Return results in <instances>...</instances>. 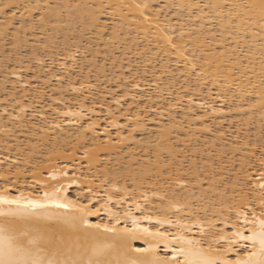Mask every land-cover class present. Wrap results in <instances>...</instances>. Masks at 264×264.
<instances>
[{
	"label": "bare ground",
	"instance_id": "bare-ground-1",
	"mask_svg": "<svg viewBox=\"0 0 264 264\" xmlns=\"http://www.w3.org/2000/svg\"><path fill=\"white\" fill-rule=\"evenodd\" d=\"M1 1L16 15L1 16L0 22V85L6 88L9 82L11 96L6 104L0 99V147L14 141L16 151L0 148V190L50 206L28 218L0 217V224L42 237L43 257L59 264H87L89 258L101 264H164L181 246V236L219 249L213 254L221 262L253 250L251 241L235 233L249 236L264 220L261 0H165L181 11L176 19L167 17L157 0ZM35 26L38 35L32 34ZM121 41L130 53L121 52L124 58L118 61L111 44ZM23 47L29 49L24 56ZM131 53L141 66L139 61L132 65ZM24 60L39 67L45 87L53 81L73 100L56 99L55 106L39 110L27 105L24 97L34 87L26 75L31 63ZM106 61L115 89L98 91L93 80L106 76ZM1 87L0 92L6 90ZM96 91L103 113L86 103ZM126 99L122 122L113 106ZM233 112L246 115V130L227 135L223 127L213 129ZM252 118L257 120L253 139L247 131ZM16 130L25 131L26 143ZM136 134L143 137L142 145ZM200 134L211 138L200 143ZM37 153L43 156L36 161ZM124 154L129 158L118 170L100 169L104 156L122 161ZM226 170H233V177ZM52 201L67 207L57 208ZM2 208L9 211L8 205ZM85 221L114 227L119 235L85 229ZM96 247L104 248L98 258L92 255Z\"/></svg>",
	"mask_w": 264,
	"mask_h": 264
},
{
	"label": "snow or ice",
	"instance_id": "snow-or-ice-1",
	"mask_svg": "<svg viewBox=\"0 0 264 264\" xmlns=\"http://www.w3.org/2000/svg\"><path fill=\"white\" fill-rule=\"evenodd\" d=\"M261 9V16L264 19V0H261L259 5ZM13 16L16 13H12ZM264 107V105H262ZM264 176V173H261ZM264 187V185H262ZM4 191L0 190V217H19L28 218L35 215L36 209H45L49 207V203H42L36 200H25L23 195L19 197H9L4 195ZM45 199H48V194L45 193ZM52 204L57 208H64L67 205L52 201ZM3 205L9 206V211L5 212ZM11 206H15L14 208ZM31 210V211H29ZM147 218V217H146ZM247 221V216H245ZM136 221L133 220L135 225ZM259 231H253L251 235L244 236L241 232L235 233L245 241H251L252 251H247L243 258H238L235 261L221 262L219 257L214 255L219 249H212L209 246L207 249L201 246L200 241L187 239L183 236L179 238L181 246L174 249L173 256L166 258L164 264H264V220L260 222ZM84 228H103L104 232L119 235L114 227L108 225H89L84 222ZM122 233L127 234L128 229L121 230ZM143 232L155 237H166V233L159 231L151 232L148 228L142 229ZM92 239H96L95 233H88ZM42 237L33 234L31 231L23 227L15 226L13 224H0V264H59L58 261L45 259L42 253L46 250ZM137 253L144 255L148 252L147 249H136ZM104 254L103 247H96L92 250L94 257H100ZM87 264H101L99 259L89 258ZM133 264H153L152 261H134Z\"/></svg>",
	"mask_w": 264,
	"mask_h": 264
},
{
	"label": "rangeland",
	"instance_id": "rangeland-1",
	"mask_svg": "<svg viewBox=\"0 0 264 264\" xmlns=\"http://www.w3.org/2000/svg\"><path fill=\"white\" fill-rule=\"evenodd\" d=\"M158 1V2H157ZM156 1V5L158 6V7H160L163 11H165V12H163V13H166V16L167 17H171V16H173V17H171V18H173V19H176L178 16H179V14L181 13V11H178L177 9H175V7H172V6H170V5H168L167 3H166V1L165 0H157ZM2 1L0 0V3H1ZM0 6L2 7V6H4V7H0V12H1V14H0V22L2 21L1 19V16L3 17V16H5V17H9L12 13L10 12L11 11V7H9V6H5V4H0ZM9 8V9H8ZM177 11L178 12H180V13H178V15H177ZM4 12V13H3ZM173 14V15H172ZM176 16V17H175ZM36 25H38L37 23H36ZM39 26V25H38ZM35 27H37V26H35ZM77 27H79V25L77 24ZM60 28V27H59ZM213 28H215V27H213ZM37 29V30H36ZM35 30H31L32 31V34H36L35 32H37V35H38V31H40L39 29H38V27L36 28ZM62 30V29H61ZM61 30H58V35H59V33H60V31ZM63 31V30H62ZM28 32V31H27ZM29 34L28 35H31V32H28ZM40 34V33H39ZM62 33H60V35H61ZM59 35V36H60ZM33 36V35H32ZM30 37V36H29ZM30 39H32V37L30 38ZM123 41V40H122ZM121 41V42H122ZM120 42V44L119 43H117L118 45H116V44H111V47L113 48H111L112 50H114L113 52H114V56L116 55V56H118V57H116V59L118 58H124L122 55V53L121 52H125L126 51V53L128 54V53H130V52H128V50L127 49H125V47H124V45L123 44H125V43H121ZM100 43V42H99ZM101 45L98 47V49L100 50V51H103L104 53H105V51L107 50V48H106V46L103 44V42H101L100 43ZM119 48V49H117V47ZM109 47H110V45H109ZM124 47V48H123ZM24 48V47H23ZM93 48H97L96 46L95 47H93ZM106 48V49H105ZM116 48V49H115ZM6 49V52L8 53L9 52V48H5ZM9 49V50H8ZM25 50H21L22 52H21V54L23 55L24 54V51L25 52H27V51H29V49H26V48H24ZM123 49V50H122ZM27 50V51H26ZM120 50V51H119ZM5 52V53H6ZM103 52H100L99 53V56H98V59H97V63H98V66L100 67L101 66V63H102V56L104 55V53ZM6 53V54H7ZM116 53V54H115ZM26 54V53H25ZM103 54V55H102ZM122 54V55H121ZM132 54V53H131ZM30 54L28 53V54H26L25 56H26V58L25 57H23L24 59H28V61H30L29 59H30V57L28 58L27 56H29ZM110 57H108V58H111V59H109V60H112V58H114V56H113V54L112 55H110V54H108ZM133 55V54H132ZM0 56L2 57V54H0ZM31 56V55H30ZM112 56V57H111ZM125 56V55H124ZM131 56V55H130ZM0 57V58H1ZM126 57V56H125ZM134 57V58H133ZM22 58V59H23ZM117 59V60H118ZM127 58H125V60H126ZM116 60V61H117ZM125 60H123L124 62H125ZM25 62L27 61V60H24ZM27 61V63H28V65H30V63H31V66L29 67L30 69L27 71V73H26V75H27V77L29 78V80L32 82V87H34V89H32V91H34L35 89H37V90H39V91H37L36 92V90L34 91L36 94L34 95V92H32V91H30V92H28V95L29 96H26V97H24V100H25V103L27 104V105H29L30 107H34V108H36L37 110H39V109H41L42 107H45V108H50V107H52V106H55V103H54V100H56V99H62V100H65V101H70V100H73V98H74V96L72 95V94H70V92L68 93L67 91H64V89L62 88V89H59L58 88V85H56V83H54L53 81H51V83L49 82V85L48 84H46V86L47 87H45V85H43V84H45L44 82V80H46V77L44 76V74L43 73H39L38 71V69H39V67H37L36 66V64H34L33 62V60H31V61H33V62H28ZM119 61V60H118ZM130 61H132V65H134V66H138V65H142V62L140 63V60L138 59V58H135V56L133 55V56H131V59H130ZM137 61H139V64L137 65ZM128 62V61H127ZM133 62H135V63H133ZM156 63V62H155ZM123 64H127L126 62L125 63H123ZM156 64H159L158 62L156 63ZM110 61H106V66H105V68H107V74H106V76H104L103 74H100V76H99V78H97V81H95V80H93V83H95L96 85H97V87L98 88H96L98 91H102V90H111L110 88H112V90L113 89H115V84L112 82V84H110V82L108 81V78L110 77V79L109 80H111L112 78V76H111V74L109 73L110 71L108 70L109 68H110ZM140 65V66H141ZM108 66V67H107ZM93 72H91L90 74L92 75L93 73V76H92V78L91 79H94V78H96V77H94V75H95V70H92ZM102 76V77H101ZM104 76V77H103ZM101 77V78H100ZM105 77H106V79H105ZM99 79V80H98ZM2 80H3V75H0V84L2 83ZM47 83V82H46ZM7 85H6V88H3V87H5V86H3V85H0V87L1 86H3V87H1L2 88V90H5V91H1L0 92V99H1V103L2 104H6V103H9L8 101L11 99V96L8 94V90H9V87H10V84H9V82L8 83H6ZM104 86H106V87H104ZM45 87V88H44ZM52 87V88H51ZM54 87V88H53ZM61 88V87H60ZM8 89V90H7ZM42 89H43V92H42ZM63 90V91H62ZM42 92V93H39V92ZM31 93V94H30ZM32 95V96H31ZM87 106H89V107H93L94 109H96V110H98V111H100L101 113H103L104 112V109H105V106H104V103H102L101 102V92L100 93H97V91L95 92V94H94V96H92L90 99H88L87 100ZM121 105H119V106H113V109L115 110V111H117V112H119L120 114H121V121L123 122L124 121V116H123V113H126L127 112V110H125V108L126 107H128V103H129V101L126 99V100H122L121 101ZM144 106H145V104H144ZM129 107H135V104L134 105H129ZM49 110V109H48ZM152 112V111H151ZM151 112H149V114H151ZM232 115H230V116H228L224 121H223V125H218L217 127H216V125L215 126H213V129H221L222 127V129H223V131L225 130V132H227L226 134L227 135H229V133L230 132H232V133H236L237 132V130L239 129V128H241V130H246L247 129V127H246V125L244 124L245 122H244V118H245V116L246 115H240V114H237V113H235V112H233V113H231ZM240 115V116H239ZM235 116V117H234ZM177 117H180V118H178V119H181V115L180 114H178L177 115ZM254 119H256L255 117H254ZM253 118H252V121L254 120ZM183 120V119H182ZM33 121H36V119H34ZM232 123H231V122ZM256 121V122H255ZM37 122V121H36ZM251 122V121H250ZM241 123V124H240ZM255 123H257V120H254L253 122H251L250 123V126H248V133L249 134H251L252 135V137H251V139H253V137L255 136L254 134H256L255 132H257V124L255 125ZM102 124L103 125H105L106 124V122L105 121H103L102 122ZM229 124V125H228ZM220 126V127H219ZM252 126V127H251ZM256 126V127H255ZM237 128V129H236ZM26 129V128H25ZM24 129V130H25ZM21 130H16V132H20ZM254 131V132H253ZM25 132V131H24ZM23 131H21V133H19L20 134V136L18 135V133H15V134H17V136H19L20 137V139L19 140H23V142L24 143H26L25 142V136H26V133H24ZM209 135V134H208ZM207 135V136H208ZM259 135V134H258ZM210 137H205L203 134L201 135L200 134V136H199V142L201 143L202 142V140L203 141H208V139L209 138H211V135H209ZM181 137H184L183 135L181 136ZM136 139H137V141H140V145H142L143 144V137L140 135V134H136ZM183 139H185V137L183 138ZM12 142H13V144H12ZM11 144H9V146H7V147H10L11 145H12V147H10V148H12L11 150L9 149V148H7V147H4L3 146V149H2V147H0L1 148V151H3L4 153H12V151H13V153H15L14 151H16V149H15V144H14V141H11L10 142ZM219 145V143H217V146ZM260 145V143L258 144V146ZM261 145H262V143H261ZM135 145H132V147H133V149L135 150V147H134ZM14 147V148H13ZM220 147V146H219ZM7 148V149H6ZM259 148H261V146L259 147ZM42 150H44L43 148H41ZM187 148L185 147V149L184 150H186ZM7 150V151H6ZM10 150V151H9ZM138 150V151H137ZM137 153L139 152V154H141L142 153V149L141 148H139V149H136L135 150ZM185 152V154L186 155H189L190 154V151H188L189 152V154H188V152H187V150L186 151H184ZM12 153V154H13ZM164 153V152H163ZM165 154H166V152L164 153V157L165 158H167V156H165ZM125 156L123 157V159H122V161L121 160H119V159H117V158H119V157H116V156H104L103 157V159H102V161L104 162L103 163V165H101V166H99V167H101L100 169H102L103 167H108L109 166V168L110 169H116V170H118L120 167H122L121 165H124L122 162H124L125 160L127 161V159L129 158V155L128 154H124ZM167 155V154H166ZM42 154L41 153H37V154H35L34 155V158H35V160L37 161V160H39V159H41L42 158ZM109 158V159H108ZM115 158V159H114ZM236 158H237V156H236ZM117 161V162H116ZM119 161H121L120 163H119ZM125 161V162H126ZM236 164V163H235ZM120 165V166H119ZM230 168V167H229ZM255 168H258V167H255ZM228 170H226L225 172H226V174H228L229 172V174H230V176H232L233 177V170L232 171H228ZM118 174H122V172H120V173H118ZM118 174H117V176H118ZM228 174V175H229ZM232 174V175H231ZM228 175H226V177H228ZM124 176V177H123ZM204 176V174L202 175V177ZM230 178V177H228V178H230L229 180H233V178ZM124 179L125 180V182L127 183V184H129L130 182H131V180H130V178L128 179V177H125V173H124V175L122 174V177H120V179ZM130 180V181H129ZM1 181V180H0ZM206 181H207V179H205L204 180V186H207V183H206ZM205 188V187H204ZM207 188V187H206ZM205 188V189H206ZM73 191V190H72ZM195 200V199H194ZM192 203L193 204H197L198 202L195 200V201H192Z\"/></svg>",
	"mask_w": 264,
	"mask_h": 264
}]
</instances>
